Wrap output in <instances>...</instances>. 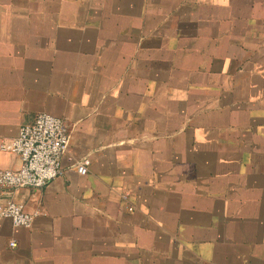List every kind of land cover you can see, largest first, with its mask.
<instances>
[{"label":"crops","instance_id":"1","mask_svg":"<svg viewBox=\"0 0 264 264\" xmlns=\"http://www.w3.org/2000/svg\"><path fill=\"white\" fill-rule=\"evenodd\" d=\"M43 113L63 174L0 187V264H264V0H0V141Z\"/></svg>","mask_w":264,"mask_h":264},{"label":"built area","instance_id":"2","mask_svg":"<svg viewBox=\"0 0 264 264\" xmlns=\"http://www.w3.org/2000/svg\"><path fill=\"white\" fill-rule=\"evenodd\" d=\"M70 141L65 123L52 115L39 114L30 125L18 130L16 137L0 141V150L13 153L20 160L15 170L0 169V187L10 189H43L63 174L61 160ZM90 159L83 157L74 165L79 175H85ZM0 219H7L13 228H30L34 217L13 202L0 206ZM10 242V247H15Z\"/></svg>","mask_w":264,"mask_h":264}]
</instances>
